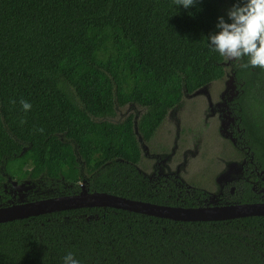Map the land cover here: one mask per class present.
I'll return each mask as SVG.
<instances>
[{"label": "trees", "instance_id": "16d2710c", "mask_svg": "<svg viewBox=\"0 0 264 264\" xmlns=\"http://www.w3.org/2000/svg\"><path fill=\"white\" fill-rule=\"evenodd\" d=\"M234 2L196 0L185 9L175 0H0V203L9 177L28 181L25 200L83 185L197 205L199 189L181 195L172 181L137 168L132 114L92 117L136 103L145 108L137 126L148 141L184 93L224 75L225 58L207 35ZM246 61L229 62L237 88L229 105L247 150L238 152L264 169V69L238 66ZM21 98L32 104L27 113ZM239 182L229 200L257 201ZM67 252L81 264H264V216L181 221L98 206L0 222V264H62Z\"/></svg>", "mask_w": 264, "mask_h": 264}, {"label": "rangeland", "instance_id": "374dc122", "mask_svg": "<svg viewBox=\"0 0 264 264\" xmlns=\"http://www.w3.org/2000/svg\"><path fill=\"white\" fill-rule=\"evenodd\" d=\"M229 62L225 59V72L221 78L200 90L184 93L181 101L167 111L148 141L141 138L137 126L145 108L136 103H115L112 115L92 118L119 122L132 114L141 151L137 162L140 171L146 175L154 170L178 173L184 181L215 192L221 180L219 177L225 173L229 178L235 176L240 162L228 139L231 121L227 116L221 117L216 108L225 103L223 100L235 96Z\"/></svg>", "mask_w": 264, "mask_h": 264}, {"label": "water", "instance_id": "95a60500", "mask_svg": "<svg viewBox=\"0 0 264 264\" xmlns=\"http://www.w3.org/2000/svg\"><path fill=\"white\" fill-rule=\"evenodd\" d=\"M201 88L197 90H200ZM12 182L15 183L14 180H12ZM23 184H26V189L29 187L28 181H26V183H21V185ZM98 206H110L156 217L181 221H206L231 219L244 216H264V202H243L196 207L165 205L131 199L105 191H89L81 185L80 191L74 194H62L32 201L2 205L0 206V222L21 219L52 211Z\"/></svg>", "mask_w": 264, "mask_h": 264}, {"label": "clouds", "instance_id": "9594fccd", "mask_svg": "<svg viewBox=\"0 0 264 264\" xmlns=\"http://www.w3.org/2000/svg\"><path fill=\"white\" fill-rule=\"evenodd\" d=\"M196 0H175L185 9L193 6ZM207 46L222 58L239 63V67H259L264 69V0H235L226 11L225 16H218L215 31L207 35ZM15 104L16 101L12 100ZM21 109L27 113L32 104L21 98ZM24 123L23 119L20 121ZM36 131L43 133V128ZM62 264H81L72 252L62 257Z\"/></svg>", "mask_w": 264, "mask_h": 264}, {"label": "flooded vegetation", "instance_id": "af4514ba", "mask_svg": "<svg viewBox=\"0 0 264 264\" xmlns=\"http://www.w3.org/2000/svg\"><path fill=\"white\" fill-rule=\"evenodd\" d=\"M236 92H237V88H235V93ZM233 96H230L226 100H223L225 101L224 103L225 105L222 102L220 106L217 105L216 108L220 111L219 115L221 117L227 116L231 121V126H229L230 133L228 134L229 135L228 139L230 140V143L233 146L236 155L240 159L239 166L236 169L237 174L235 176L229 178V176H227L228 173L221 175L219 177V179L221 180L220 181L218 180L219 182L217 184V190L215 192H211L209 190H205L204 188L192 185L184 181L178 173H173V172L166 173V172H160L158 170H154L152 174L146 175L143 172L147 177H152L153 179L156 180L166 181L167 185H169V181H172L173 184H175V186L179 189V193L181 195L182 193L180 191L182 189H184L185 192H188L189 188L199 189V191H201V194H203V196L200 197V195H197L196 200L198 204L191 207L215 206V205L239 203V202H232V200L229 199H231L232 195H235L241 189L240 187L241 183L239 182L240 179H242V181L246 180L249 183L250 189L254 193L253 197H257V201H252V202H264V169L260 168L259 165H257L252 161L250 154H248L249 155L248 157H244L240 152H238L241 151L245 153L247 150L241 141V135H240L241 129L238 125L237 117L236 115L231 113L229 102L231 101ZM227 117L226 119H228ZM235 147L238 148V150ZM225 177H227V179ZM179 178L181 179V181L178 182L177 179ZM6 179L8 181V188L7 189L4 188V190L7 192V197L4 203L3 202L0 203V206L9 205L11 203L23 202V201H32V200L24 199V196L26 195V194L24 195V193H26V184L21 185V183H24L23 181L14 180L15 183H13L12 178L9 179V177H7ZM180 194L179 196H181Z\"/></svg>", "mask_w": 264, "mask_h": 264}]
</instances>
